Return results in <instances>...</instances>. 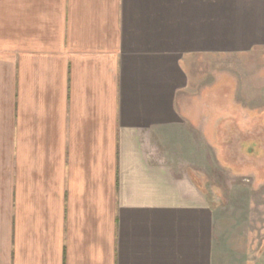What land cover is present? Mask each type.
I'll use <instances>...</instances> for the list:
<instances>
[{
	"label": "crops",
	"instance_id": "0c3cea01",
	"mask_svg": "<svg viewBox=\"0 0 264 264\" xmlns=\"http://www.w3.org/2000/svg\"><path fill=\"white\" fill-rule=\"evenodd\" d=\"M22 3L15 34L0 7V264H206L174 167L188 123L204 141L190 67L263 43L264 0Z\"/></svg>",
	"mask_w": 264,
	"mask_h": 264
},
{
	"label": "rangeland",
	"instance_id": "374dc122",
	"mask_svg": "<svg viewBox=\"0 0 264 264\" xmlns=\"http://www.w3.org/2000/svg\"><path fill=\"white\" fill-rule=\"evenodd\" d=\"M22 4L0 0L12 9L14 34ZM253 39L249 53L208 46L203 62L190 67L198 84L188 95L201 93L204 102V141L188 123L182 138L189 145L174 151L182 154L174 167L188 171L206 197V264H264V40Z\"/></svg>",
	"mask_w": 264,
	"mask_h": 264
}]
</instances>
